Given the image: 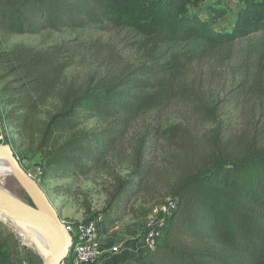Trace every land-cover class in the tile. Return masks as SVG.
<instances>
[{
    "label": "trees",
    "instance_id": "trees-1",
    "mask_svg": "<svg viewBox=\"0 0 264 264\" xmlns=\"http://www.w3.org/2000/svg\"><path fill=\"white\" fill-rule=\"evenodd\" d=\"M205 0H0V35L39 34L46 30L110 24L143 37L205 47L230 46L264 32V0H238L241 7L232 29L215 30L209 21L190 14ZM215 19L226 16L212 8ZM0 36V101L10 107L8 120L17 134L30 139L41 157L42 185L56 175H86L103 164L129 124L163 103V90L181 71L167 64L135 69L114 82L59 93L53 112L46 110L57 94L66 63L60 49L4 48ZM109 120L103 131L86 130V120ZM16 152V141H12ZM144 141L135 151L133 168L118 179L104 209L100 235L119 218L115 196L133 191L152 173ZM21 162V160H20ZM178 201L167 231L155 250L129 264H264V148L224 153L187 169L168 188ZM90 212V211H89ZM0 264H11L0 242Z\"/></svg>",
    "mask_w": 264,
    "mask_h": 264
},
{
    "label": "rangeland",
    "instance_id": "rangeland-1",
    "mask_svg": "<svg viewBox=\"0 0 264 264\" xmlns=\"http://www.w3.org/2000/svg\"><path fill=\"white\" fill-rule=\"evenodd\" d=\"M240 7L238 0H205L189 12L225 33L232 29ZM212 8L224 11L226 16L215 19ZM3 39L6 49L23 45L41 51L61 50L67 66L57 94L46 107L50 112L58 105L59 93L67 88L100 87L135 69L156 65L171 67L178 63L181 70L177 79L164 88L163 103L129 124L103 164L89 174L56 175L41 185L65 223L105 214L117 180L126 179L132 171L141 140L152 173L137 181L133 191L115 196L118 208L108 215L119 220L110 230L129 227L142 215L162 207L170 196L168 188L181 174L206 161L218 149L229 154L264 148V32L219 48L195 42L151 41L129 28L107 23ZM5 111L9 134L0 135V145L12 146L11 142L16 141L21 164L37 179L41 157L34 153L30 139L18 135L8 120L10 107ZM109 123L92 117L83 127L103 131ZM2 178L3 189L35 206L12 173ZM18 233L0 219V242L8 250L11 264H44V256Z\"/></svg>",
    "mask_w": 264,
    "mask_h": 264
},
{
    "label": "water",
    "instance_id": "water-1",
    "mask_svg": "<svg viewBox=\"0 0 264 264\" xmlns=\"http://www.w3.org/2000/svg\"><path fill=\"white\" fill-rule=\"evenodd\" d=\"M0 156L7 160L11 173L35 203V206H31L0 188V212L9 219L24 224L27 232L32 228L45 233L51 242V256L47 261L43 259L44 264H62L73 241L66 223L39 180L23 167L12 146L0 145Z\"/></svg>",
    "mask_w": 264,
    "mask_h": 264
},
{
    "label": "built area",
    "instance_id": "built-area-1",
    "mask_svg": "<svg viewBox=\"0 0 264 264\" xmlns=\"http://www.w3.org/2000/svg\"><path fill=\"white\" fill-rule=\"evenodd\" d=\"M5 105L0 101V135L9 134L6 120ZM41 173V171H39ZM178 201L169 196L164 200L162 207L152 211L150 227L143 236V248L141 251L147 253L155 250L163 239L168 222L176 210ZM104 214L93 216L67 223L66 226L72 235L73 241L67 258L62 264H99L104 259V249L101 244L100 230L104 221Z\"/></svg>",
    "mask_w": 264,
    "mask_h": 264
},
{
    "label": "crops",
    "instance_id": "crops-1",
    "mask_svg": "<svg viewBox=\"0 0 264 264\" xmlns=\"http://www.w3.org/2000/svg\"><path fill=\"white\" fill-rule=\"evenodd\" d=\"M152 215H142L129 227L115 226L105 236H101L104 259L99 264H129L142 256L143 236L150 227Z\"/></svg>",
    "mask_w": 264,
    "mask_h": 264
},
{
    "label": "bare ground",
    "instance_id": "bare-ground-1",
    "mask_svg": "<svg viewBox=\"0 0 264 264\" xmlns=\"http://www.w3.org/2000/svg\"><path fill=\"white\" fill-rule=\"evenodd\" d=\"M6 174H11V170L7 160L4 157L0 156V180L3 179L2 177H4ZM0 188L2 189L1 185ZM0 219L9 222L12 227H14L21 235H23L27 240H29L32 245H34L37 252L44 256V260H49L51 256V242L49 237L45 233H42L32 228L30 229V232H27L25 231L24 224L9 219L6 215L1 212Z\"/></svg>",
    "mask_w": 264,
    "mask_h": 264
}]
</instances>
